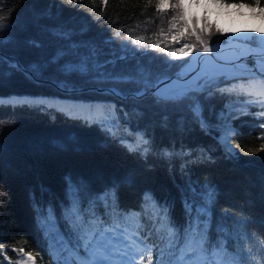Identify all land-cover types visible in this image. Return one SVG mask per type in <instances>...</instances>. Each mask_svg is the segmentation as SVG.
<instances>
[{
    "label": "trees",
    "instance_id": "obj_1",
    "mask_svg": "<svg viewBox=\"0 0 264 264\" xmlns=\"http://www.w3.org/2000/svg\"><path fill=\"white\" fill-rule=\"evenodd\" d=\"M157 0H0L2 23L13 24L10 35L16 44L0 48V56L7 61L28 66L33 63L44 65L37 80L28 79L23 72L13 71L0 81V243L2 251L11 260L18 258L17 252H29L35 264H55L63 250L50 247L49 237L61 233L65 238L72 235L67 213L62 215L69 199L66 198V178L80 181L82 188L78 206L88 218L111 222L115 208L110 201L103 199L106 189L119 182L117 190L121 212L131 213L129 224L139 221L145 225L140 238L151 247L150 253L140 252L137 264H148V255L155 264L159 251L167 243L164 233H157L161 218L155 215L156 209L144 201V193L151 192L160 205L168 206L171 222L183 230L187 223L183 197L200 201L199 195L192 197L185 188L186 175H182L180 165L187 162L192 181L203 185L205 182L216 187L219 195L212 211V225L209 228L211 239L215 241L218 233L217 223L232 230L235 218L251 217L256 223L250 231L259 233L264 239V95L252 90L246 75L215 76L218 83L212 86V96L206 101L204 115L208 117L213 129L205 134L198 124L192 122V113L186 108L182 111H165L154 106L151 99L141 103L122 100L107 91L88 86L96 84L89 77L75 74L64 76L54 64L46 63L57 52L65 49L61 63L79 62L95 50L101 61L111 59L113 53L124 54L128 50L139 49L137 59L152 64L159 70L161 61L168 59L163 54L151 50V44L159 42L178 48L180 44L168 36L170 21L175 13L171 7L164 11L156 8ZM227 5H256V0H225ZM264 0H259V7ZM250 8V7H247ZM50 11L38 21L36 13ZM212 25L202 35L207 46L226 43L233 39L221 25L210 20L205 13L200 15L198 27L204 26L203 17ZM73 30L72 42L53 35L57 28ZM220 29L222 31H217ZM163 30V34L161 32ZM175 29H173V32ZM119 33L117 36L116 33ZM142 37L137 43L136 38ZM230 37V38H229ZM35 40L40 47L29 44ZM196 45V50L188 52L181 59L172 61L182 65L194 52L202 47L195 37L182 41ZM156 57L155 61L149 58ZM134 66L135 61L131 62ZM4 67L7 69V63ZM179 67L170 71L172 75ZM226 75V74H225ZM228 76V75H227ZM64 81L68 84L65 88ZM241 82V85H240ZM233 85L235 88L233 89ZM128 89L132 86L121 85ZM71 89V90H68ZM223 90V94H221ZM238 102V103H237ZM231 104H237L232 106ZM116 105L118 114L123 118L125 112L134 107L144 112L139 120L140 127L150 125L154 131L155 151L147 160L129 154L118 143L108 141L96 123L88 121L104 119ZM123 109V112L120 111ZM223 113V118L220 117ZM169 117V129L159 127L163 117ZM183 116L191 131L180 133L176 130L178 117ZM136 123L135 117L132 118ZM226 125L235 129L231 132V144L236 153L235 159H228L217 136ZM76 134L78 142L67 143L66 150H58L50 143L52 139H65ZM191 152V158L183 160L174 156L171 161L163 157L164 150ZM209 151L212 162L195 160L200 148ZM131 175L132 184L123 183ZM198 187V185H197ZM100 199L97 200L96 197ZM55 210V219L48 216V206ZM43 210V211H42ZM51 221L45 228L43 218ZM38 221L41 223L38 226ZM151 232V236L148 235ZM183 241H181V244ZM179 247V246H178ZM228 251L235 252V239L229 240ZM247 245L245 244V248Z\"/></svg>",
    "mask_w": 264,
    "mask_h": 264
},
{
    "label": "snow or ice",
    "instance_id": "obj_2",
    "mask_svg": "<svg viewBox=\"0 0 264 264\" xmlns=\"http://www.w3.org/2000/svg\"><path fill=\"white\" fill-rule=\"evenodd\" d=\"M212 5L228 6L225 0H157L158 11L162 12L166 7H171L175 13L170 21L168 36L172 41L180 44V47L171 49L167 45L162 48L159 42L151 44L152 51L161 53L168 58L161 61L162 67L159 70L152 64H146L143 60L137 59V52L143 49L142 45L135 50H128L126 46H123V55L113 53L111 59L103 61L99 59V54L93 50L92 54L83 57L79 62L67 63H61L65 49H58L46 63L56 65L61 74L66 77L75 74L89 77L94 83L103 85L102 90L122 100L141 103L146 99H151L154 106L165 111H182L186 108L192 113V122L198 124L200 129L208 134L213 127L219 126L213 125L211 120L204 115L205 105L201 97L205 101L211 97L212 86L219 81L205 69H201L194 77L186 78L189 69L194 71L192 61H188L185 65H175L172 61L181 59L188 52L196 50V45L182 43L186 37H195V40L202 46L199 51L207 53L212 50L202 39V35L212 27L207 21V16L203 17L204 26L201 28L198 27L200 17L190 11L193 7L207 8ZM232 6L253 7L243 3ZM255 6L259 7V0H256ZM260 15L264 18V8L260 9ZM45 16H51L50 11L35 14L37 21ZM3 19L4 17H0V48L17 43L14 37L5 35L11 33L13 24L5 25L2 23ZM173 29H175L174 32ZM52 31L57 38L72 42L73 30L61 27ZM217 31L222 30L217 29ZM161 32L163 34V30ZM116 35L118 36L119 33L117 32ZM141 39L143 38L138 37L133 43H137ZM239 39L259 44L261 60L258 62L261 64V71H264V33L256 37L246 36ZM28 43L35 47L41 46L35 40H30ZM149 59L155 61L156 57ZM200 59L202 58L198 54L192 58V60ZM132 61H135L134 66L131 64ZM5 63H7V69L4 67ZM43 67L44 65L41 63L25 66L19 62L7 61L5 57L0 56V81L13 71L23 72L28 79L35 80L38 79ZM174 67H181L185 70L176 73L173 78L169 73ZM219 75L223 76L225 80L231 79L225 75L223 70ZM61 83L65 88L68 87L64 81ZM121 85L132 87L125 89L120 87ZM234 88L235 85H233ZM221 94H223V90H221ZM2 103L3 99L0 98V104ZM120 111L123 112V109ZM133 117L136 120L135 124ZM143 117L144 112L134 107L131 112H125L121 118L116 105H112L110 114L106 113L104 119L86 123H96L101 128L106 137L102 146H106L108 141L116 142L129 154L138 155L147 160L149 154L155 151L154 131L149 130L150 125L140 127L139 120ZM220 117L223 118V113H220ZM168 121L169 117L165 115L159 127L169 129ZM176 130L183 134L192 129L188 125V121L180 116L176 121ZM229 132L235 134V129L226 125L219 137V143L225 156L228 159H235L236 153L229 143ZM77 142L78 137L74 133L68 135L66 140L52 139L50 141L53 147L61 151L66 150L67 143L75 144ZM183 147L181 145L180 151L176 152L173 146L172 151L164 150L162 155L169 161L174 156H179L182 160L185 156L191 158V152H184ZM2 150L3 145L0 144V151ZM197 162L215 163L209 151L202 147L199 149L196 159L191 160L193 164ZM180 169L182 175H186L185 188L187 192L193 198L197 195L200 197L199 202L195 199L189 200L187 195L183 197L188 218V223L183 230L171 222L166 204H158L151 192L144 193L146 204H150L156 209L155 215L161 218L160 225L155 228V231L164 233L160 236L161 240L165 239V235L167 237V243L159 251L155 264H264V239H260L258 232L253 233L249 230L250 226L256 223L251 217L235 218L232 230L227 229L223 223H217L215 228L218 233L217 239L215 241L211 239L209 228L212 225V211L219 193L215 186L207 182L199 185L198 181H192L191 176L187 175V162H182ZM261 179L264 184V176ZM122 182L131 185L133 182L131 175ZM66 183V198L71 196L74 199H69L68 205L62 209V215L67 213L72 235L65 238L63 234L57 233L49 237L52 242L50 247L57 251L63 250V255L57 257L58 264H136L137 253L144 251L150 253L151 247L146 240L140 238V232L145 230V225L139 221V217H137L136 223L129 224L127 221L132 214L121 212L119 209L117 197L119 182L114 183L103 193V199L110 201V205L115 208V214L110 223L103 219L97 223L95 218H86L82 214V206H78L77 203L82 188L81 182H74L71 178H66ZM96 199L99 200L100 197L97 196ZM47 212L48 216L55 219V210L51 205L48 206ZM43 219L47 221L44 223V227L47 228L51 221L46 217ZM40 223L41 221H38V226ZM260 224L264 226V220L260 221ZM151 234L148 232L149 236ZM232 239H235L236 251L234 253L228 251L226 247L228 241ZM181 241H183L182 244ZM2 248L3 245L0 243V250ZM19 253L23 254V249H20ZM147 259L148 264H152L153 257L150 254ZM21 260L24 264H35L31 254H27L26 257L21 255Z\"/></svg>",
    "mask_w": 264,
    "mask_h": 264
},
{
    "label": "bare ground",
    "instance_id": "obj_3",
    "mask_svg": "<svg viewBox=\"0 0 264 264\" xmlns=\"http://www.w3.org/2000/svg\"><path fill=\"white\" fill-rule=\"evenodd\" d=\"M211 14L216 15L218 21L221 24L225 25L235 36H245L246 34L251 33L252 30L254 29H257L260 34L264 33V18L261 17L260 12H257L256 9H250L248 11H245L241 7H232L231 9L225 11H218L212 8ZM236 48L241 50L242 52L248 51L247 48H243L239 46L230 48L229 50L235 51ZM205 58H210V59H203V63L201 64V66L195 68L194 71L191 70L186 78L194 77L198 72H200L201 69H205L211 74H214L219 70L229 69V67L220 66L218 62L213 60L210 56H205ZM260 60L261 57H256L255 61H257L256 64L258 66L260 65L259 69H261V64L258 62ZM240 65H241V71L237 72L236 74H253V75H257L260 78L264 77V71L246 72L247 71L246 68H249L248 64L242 63Z\"/></svg>",
    "mask_w": 264,
    "mask_h": 264
},
{
    "label": "water",
    "instance_id": "obj_4",
    "mask_svg": "<svg viewBox=\"0 0 264 264\" xmlns=\"http://www.w3.org/2000/svg\"><path fill=\"white\" fill-rule=\"evenodd\" d=\"M243 47V48H247V52H242L239 49H235V51H230V48H234V47ZM210 49H212L210 52H203V51H199V52H194L182 65H185L188 61H192V66L193 68H198L201 66V64L203 63V58H205V56H210L213 60L217 61L218 64L220 66H226L229 67L228 70H223L225 73H237L239 71H241V65L242 63H247L249 68H246V72H260L261 69H259V66L256 64L257 61L256 57H260L259 56V52H256L255 50H252L250 47H247L245 45H241V44H237V43H232V44H228V45H223L220 47L217 46H209ZM199 55L202 59L200 60H192V58L196 55ZM16 62H18L15 59ZM181 71H184V69H182L181 67H179L171 76L173 78H175V74L179 73ZM191 71V69L188 70V73ZM222 70H219L215 73H220ZM247 75V74H245ZM37 80V79H35ZM87 88H97L98 90H102L103 87H99V86H88ZM71 90V89H68ZM222 134V132L217 136V138L219 139L220 135ZM229 143L231 144V133L229 132Z\"/></svg>",
    "mask_w": 264,
    "mask_h": 264
},
{
    "label": "rangeland",
    "instance_id": "obj_5",
    "mask_svg": "<svg viewBox=\"0 0 264 264\" xmlns=\"http://www.w3.org/2000/svg\"><path fill=\"white\" fill-rule=\"evenodd\" d=\"M264 6V5H263ZM262 7H250V8H247V7H243V9L245 11H248L250 9H256L257 12H260V9L263 8ZM233 6L232 5H228L227 7H224V6H208L207 8H204V7H199V8H196V7H193L190 9L191 12L195 13L197 16H200L202 15V13H205L209 16L210 20L214 21L215 23L221 25L222 27H224L225 29H227V31L230 33V35L233 37V39H228V42L226 43H217V44H214V45H211V46H217V47H220V46H223V45H228V44H232V43H237V44H241V45H245L247 47H250L252 50H255V51H259V44L257 42H252V41H245L243 39H239V38H243V37H256V36H259L260 33L258 32L257 29H254V30H257V31H252L251 33L249 34H246L245 36H235L231 33V31L223 24H221L218 19H217V16L216 15H212L211 14V9L214 8L215 10H218V11H225V10H228V9H231ZM230 38V37H229ZM226 75L228 76H233V75H245V74H236V73H225ZM213 76H217L219 75V73H214L212 74ZM246 76L249 77V81L251 83V85H249V87H254L256 88V86H259L260 88H263L264 87V77L260 78L258 77L257 75H253V74H247ZM261 81V82H260ZM240 85H241V82H240ZM258 87V88H259ZM256 90V89H254ZM257 93H263L264 95V90L262 91H255ZM238 103V102H237ZM232 106H237V104H231ZM110 114V113H109ZM17 255H18V258L17 260L13 261L11 260L10 258H8L5 253H3L2 251H0V264H24V262L21 260V255H24L26 257L27 254H21L19 252H17ZM55 264H58L57 261H55Z\"/></svg>",
    "mask_w": 264,
    "mask_h": 264
}]
</instances>
